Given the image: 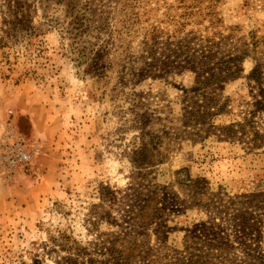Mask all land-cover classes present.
I'll use <instances>...</instances> for the list:
<instances>
[{
	"label": "rangeland",
	"instance_id": "obj_1",
	"mask_svg": "<svg viewBox=\"0 0 264 264\" xmlns=\"http://www.w3.org/2000/svg\"><path fill=\"white\" fill-rule=\"evenodd\" d=\"M21 1L37 36L7 39L0 0V143L14 128L33 158L6 181L0 174V264H55L66 255L64 236L99 264L100 235L128 248L126 264H181L174 257L184 253L194 264H223V242L231 264H264V210L248 235L223 211L230 197L264 193V146L217 133L165 142L169 150L148 171L131 164L136 114L149 107L177 128L181 87L192 82L186 74L153 77L158 60L172 58L165 48L183 42L199 54L209 39L227 57L253 35L264 38V0ZM95 45L107 51L104 63L83 56ZM255 64L251 52L239 62L216 126L251 119L264 135Z\"/></svg>",
	"mask_w": 264,
	"mask_h": 264
},
{
	"label": "trees",
	"instance_id": "obj_2",
	"mask_svg": "<svg viewBox=\"0 0 264 264\" xmlns=\"http://www.w3.org/2000/svg\"><path fill=\"white\" fill-rule=\"evenodd\" d=\"M4 3L5 11L1 20H3L2 24L6 28L3 31L5 37L7 39L36 38V30L32 26V15L29 7L21 0H4ZM205 41L207 46L203 47L199 54L195 51L192 52L189 44L183 42L172 43L167 49L165 48L167 56L172 58L166 57V61L160 59L158 60L160 64L153 67L159 74L153 75V77L174 74L183 76L186 74L192 77V82L189 87H181L179 113L176 119L173 120L178 125L177 128L167 125L166 123H171V121L168 119L165 121L160 115L157 116L155 111H151L149 107H146L145 111L136 114L135 130L139 132L140 140L138 148L132 151L131 156V164L136 170L148 171V169L160 163L163 156L166 155V151L169 150L168 143H165L167 141L204 142V140L217 135V133H223L226 139H231L233 142H247L252 144V148L264 146V135H260L256 131L251 119H245L242 123H232L225 127L216 126L214 122L215 119L224 115L228 107V100L224 103L221 101L223 89L240 73L238 64L250 52L256 61L251 72V78L258 82L263 81L264 38L253 35L247 46L235 47L236 49L227 57H219L217 52L219 43L209 39ZM96 46L98 47V45H95L90 49H84L82 54L85 56L88 53L94 61L104 63L108 53L103 48H97ZM248 47L251 49L250 52H248ZM87 50L89 51L84 53ZM145 73L152 74L148 71ZM261 97V101L255 103L257 110H264V89L261 90ZM139 105L144 106L145 104L140 103ZM158 123L163 125L156 132L153 129L154 125ZM145 175L148 174L145 173L144 177ZM258 209L264 210V193L240 195L234 198L230 197L228 201H223V211L231 216V220L239 228V231L247 235L252 233L255 228V211ZM147 210L146 203L141 205L138 213L139 217H144ZM197 232H200V230H196L194 234L197 235ZM196 235L193 239L198 238ZM121 237L126 243L128 235L124 234ZM98 238L104 242V251L100 254L99 264H126L134 257L131 254L125 255L126 250H128L126 247L124 252L116 249L114 245L117 241L112 239V236L100 235ZM60 239L62 245L59 250L65 252L66 255L55 261V264H95L94 260L87 257V248L70 237L64 236V240L63 238ZM191 244L192 241L187 240L186 249H191ZM228 247L229 244L223 242V264H229V262L231 264L233 260L228 249H226ZM127 252L130 253V251ZM174 258L177 261H183L181 264H194L192 259L187 257L185 253ZM34 264H42V262L36 260Z\"/></svg>",
	"mask_w": 264,
	"mask_h": 264
},
{
	"label": "built area",
	"instance_id": "obj_3",
	"mask_svg": "<svg viewBox=\"0 0 264 264\" xmlns=\"http://www.w3.org/2000/svg\"><path fill=\"white\" fill-rule=\"evenodd\" d=\"M33 158V152L25 145V139L9 127L0 143V174L4 181L13 177L20 168H26Z\"/></svg>",
	"mask_w": 264,
	"mask_h": 264
}]
</instances>
